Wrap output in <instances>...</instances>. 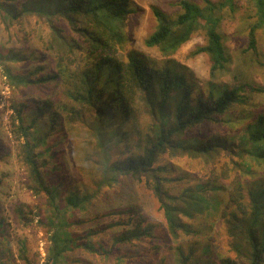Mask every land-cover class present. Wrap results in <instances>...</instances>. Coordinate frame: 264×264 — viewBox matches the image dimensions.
Returning <instances> with one entry per match:
<instances>
[{"label": "trees", "instance_id": "trees-1", "mask_svg": "<svg viewBox=\"0 0 264 264\" xmlns=\"http://www.w3.org/2000/svg\"><path fill=\"white\" fill-rule=\"evenodd\" d=\"M240 1L251 11L242 53L264 72V0H179L171 14L150 6L154 26L142 44L161 56L204 31L190 55L208 56L209 80L196 87L178 64L152 69L130 48L141 14L133 0H0V72L13 88L26 187L45 206L39 220L50 233L46 264H191L200 246L204 252L213 247L196 238L202 232L195 221L224 203L220 192L236 256L216 253L215 262L209 255L194 263L264 264V85L214 82L230 63L219 27ZM39 60L52 62L41 74ZM26 61L36 64L25 71ZM36 85H52L51 97L27 98ZM134 92L146 102L142 126L129 104ZM68 118L87 119L78 125L79 142L71 143ZM1 147L0 162L8 153ZM69 157L79 163L77 171ZM83 169L96 171L98 180ZM139 190L164 226L146 218ZM4 204L0 264H16L15 258L32 264L27 238L9 231Z\"/></svg>", "mask_w": 264, "mask_h": 264}, {"label": "rangeland", "instance_id": "rangeland-1", "mask_svg": "<svg viewBox=\"0 0 264 264\" xmlns=\"http://www.w3.org/2000/svg\"><path fill=\"white\" fill-rule=\"evenodd\" d=\"M179 0H133L132 6L137 7L138 14L137 21L131 29V34L134 36V43L130 47L135 49L136 53L142 54V61L145 65L152 69H163L172 61L178 64V69L185 71L186 76L191 75L194 85L196 87H203V84L209 80V58L206 54H200L195 57L190 55L191 50L197 45L204 42V31L199 30L193 37L184 44L175 54L170 56H161L156 48H146L143 47L142 39L148 35L154 26V20L151 15L150 6H156L166 13H173L178 9L177 2ZM196 3L202 4L203 0H192ZM215 1V0H214ZM217 1V0H216ZM251 11L245 3L240 1V7L236 12H228L225 14L219 31L223 38V42L226 47V51L230 57L229 68L223 73H219L214 80L221 84L232 85L238 81H254L264 85V72L252 65L243 55L242 48L245 46V30L249 23V16ZM264 45V38L262 41ZM141 57V56H140ZM40 64H44L42 71H38L37 74H41L47 70L48 64L52 65L50 60L41 61ZM36 62L29 63L27 61L23 63L25 71L32 68ZM174 69L177 70L174 65ZM51 86H32L29 87V94L25 95L30 98L31 94L37 93L41 97H51ZM38 87L37 92L34 88ZM13 88L10 85L9 80L2 76L0 72V146H4L8 149L6 152V160H1L0 169H4L3 182L4 185L0 188V201L4 202L5 214H8L7 218H10L9 231L13 236H20L22 238L26 237L28 240V246L32 248L33 261L32 264H46L47 254L45 251L46 240L49 236V231L40 223L39 215L41 208L44 209V203L42 200H37V196L30 193L26 185L28 183V176L25 168L20 161L19 151L21 149V138L18 136L17 124L15 113L12 111L11 106L15 103L12 99ZM129 104L138 118L136 120L137 124L142 126L148 120V116L144 114L145 99L139 92L131 93L128 96ZM105 105V104H104ZM67 117H68V113ZM70 116V115H69ZM87 118V117H86ZM82 121L79 119H69L70 131L72 132L73 141L79 142L83 130L78 129ZM1 147V148H2ZM5 149V148H4ZM3 152H5L3 150ZM111 155V154H110ZM4 156V155H3ZM223 156V155H222ZM221 159L223 157H220ZM69 167L73 171H77L79 163H74L72 157H69L68 161ZM87 166V165H86ZM90 171L94 170L92 167H88ZM88 169H83L82 173L86 178L94 180V183L98 180V175L95 173L92 175ZM77 174V172H75ZM229 174H231L229 172ZM227 180H223V183H227ZM93 183V184H94ZM84 196L85 193L83 192ZM140 197H143L142 204L146 213L144 215L146 218L149 216L153 221L157 223V227L164 226V219L161 212L156 211V206L153 205L150 198L143 196V191L139 190ZM219 198L224 201L213 208L207 215H202L200 220L195 221V228L202 234L197 235V239L201 243H205L211 240L210 243L213 247L208 250V252L202 251L200 246L198 252L194 253L192 257L191 264H195L196 260L202 257H207L211 255L212 262H215L216 253L223 254L225 256L234 257L235 253L230 251L229 247V237L235 238L236 233L226 234L224 227V219L221 218L222 209L225 204L226 194L225 192L219 193ZM22 211V216L17 217V210ZM17 209V210H16ZM230 226V225H229ZM195 231V230H194ZM202 235V236H201ZM191 238L190 236H183L181 239L187 240ZM2 246H8V248H14L15 244L12 241H5ZM170 249L168 250V252ZM234 253V255H233ZM159 254L161 252L159 250ZM236 256V255H235ZM171 262V259H167ZM14 263L22 264V262L15 258ZM7 264H12L11 260H7Z\"/></svg>", "mask_w": 264, "mask_h": 264}]
</instances>
